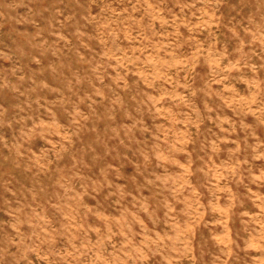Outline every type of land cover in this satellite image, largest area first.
Segmentation results:
<instances>
[{
    "label": "rangeland",
    "instance_id": "374dc122",
    "mask_svg": "<svg viewBox=\"0 0 264 264\" xmlns=\"http://www.w3.org/2000/svg\"><path fill=\"white\" fill-rule=\"evenodd\" d=\"M0 264H264V0H0Z\"/></svg>",
    "mask_w": 264,
    "mask_h": 264
}]
</instances>
